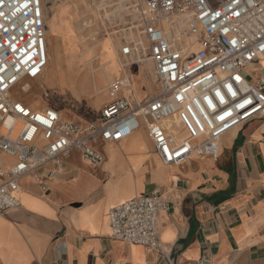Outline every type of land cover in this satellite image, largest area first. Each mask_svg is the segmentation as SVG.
Instances as JSON below:
<instances>
[{
  "label": "built area",
  "instance_id": "obj_1",
  "mask_svg": "<svg viewBox=\"0 0 264 264\" xmlns=\"http://www.w3.org/2000/svg\"><path fill=\"white\" fill-rule=\"evenodd\" d=\"M97 3L106 8L109 1ZM110 14L102 33L119 42L126 60L151 61L159 92L136 103L119 97L123 86L115 83L99 121L81 125L15 97L49 63L44 2L0 0V156L14 161H0V216L20 207L14 191L22 177L32 176L46 191L41 170L53 164L49 176L61 174L73 151L98 168L105 162L100 146L145 126L162 162L182 166L217 159L228 134L264 118V0H131L123 13ZM169 208L160 188L113 207L112 238L164 255L161 214ZM166 261L176 264L170 256Z\"/></svg>",
  "mask_w": 264,
  "mask_h": 264
},
{
  "label": "crops",
  "instance_id": "obj_2",
  "mask_svg": "<svg viewBox=\"0 0 264 264\" xmlns=\"http://www.w3.org/2000/svg\"><path fill=\"white\" fill-rule=\"evenodd\" d=\"M110 39L117 57L126 60L119 42ZM126 61V72L109 80L101 73L78 79L66 63L58 67L52 60L50 70L34 81L47 99L67 103L47 107L66 121L88 125L98 122L100 111L112 102L110 86L115 83L123 86L119 97L136 103L158 94L157 81L148 79L157 88L152 95L139 63L137 68ZM259 67L264 70V58ZM86 81L88 86H81ZM83 107L92 113H84ZM100 149L105 162L98 168L77 151L64 161L61 174L49 176L53 164L43 168L46 191L32 176L21 178L14 191L20 207L0 216V264H168L166 256L176 264H199L202 259L209 264H264V118L226 137L217 159H193L182 166L162 162L145 126ZM155 188L170 202L161 214L164 255L111 236L109 211Z\"/></svg>",
  "mask_w": 264,
  "mask_h": 264
},
{
  "label": "rangeland",
  "instance_id": "obj_3",
  "mask_svg": "<svg viewBox=\"0 0 264 264\" xmlns=\"http://www.w3.org/2000/svg\"><path fill=\"white\" fill-rule=\"evenodd\" d=\"M109 3L104 7H100L97 3V0H43L44 2V10H45V18L47 19V41H48V49L49 55L51 56V42L56 37L65 38L64 43H61L63 60L58 62V67L62 66L63 63H66L68 68L72 69V73L78 78L81 79L86 75L91 74L90 65H85V60L87 55L84 53L85 46H92V51L90 52L92 55H96L95 61L93 62L96 69L103 64L102 59L100 58L99 52L102 51L104 47H113V45H109V37L105 38V34L102 33L103 25L102 22H105L110 19L111 12L118 15L123 13L126 10V6L131 2V0H108ZM122 4V5H120ZM58 7V8H57ZM119 11H118V10ZM58 10V12H57ZM57 16V26L58 31L55 33L52 28V15ZM50 16V17H49ZM59 19V20H58ZM116 23V22H115ZM52 33V34H51ZM84 42V43H82ZM189 42V41H187ZM82 43V44H81ZM190 44V42H189ZM132 61V60H131ZM146 68L149 69L148 79L152 81L153 84H156V74L154 71V67L151 61L144 62ZM143 63V65H144ZM57 64V62H56ZM143 65H139V72L142 75ZM137 67V65H136ZM138 68V67H137ZM99 74V71H97ZM143 77V75H142ZM29 82L32 85H36V90L34 89V93L25 94L20 91V89L15 91V97L20 98L27 102L28 104H33L36 99H43L45 97V91L41 92L40 83L37 81ZM148 90L151 91L152 95L156 93V86H148ZM41 93V94H40ZM51 95V94H50ZM54 96H50L48 102L40 108H45L49 104L54 105L55 102L58 104H65L66 102L60 98H52ZM104 97H100V100ZM46 99V98H44ZM67 104V103H66ZM39 109V108H38ZM91 113L92 111L89 110ZM88 109L83 107V112L87 114H91ZM138 139H141L142 132H139ZM231 134H228L226 137H231ZM225 137V138H226ZM107 156H110L109 151H105ZM5 161V160H4Z\"/></svg>",
  "mask_w": 264,
  "mask_h": 264
},
{
  "label": "bare ground",
  "instance_id": "obj_4",
  "mask_svg": "<svg viewBox=\"0 0 264 264\" xmlns=\"http://www.w3.org/2000/svg\"><path fill=\"white\" fill-rule=\"evenodd\" d=\"M58 8V7H57ZM58 12V10H57ZM50 17V16H49ZM52 28L51 30H53V32H57L58 31V26H57V16L52 15ZM46 19V18H45ZM59 20V19H58ZM177 22H179L178 24L180 25H183V22L177 20ZM46 24H47V19H46ZM167 24V23H166ZM168 25V24H167ZM167 25H165L167 27ZM46 30H47V26H46ZM52 34V33H51ZM176 36L177 38H180L178 32L176 33ZM110 39V38H109ZM109 45H113L112 49L111 47H104L102 48V51L99 52L98 55H100V58L102 59L103 61V64H101L100 67H98V69H96V67L94 66L93 62L95 61V57L96 55H92L90 52L92 51V46H85L84 47V53L87 55L86 57V60H85V65H90V69H91V74L90 76L93 78V76L95 77L97 75V71H99V74L101 73V75H103L104 77L108 78L110 80V76L111 75H117L119 76L121 74V72H126V66L129 65V61H126V60H121L120 58L117 57V51H115V46H114V43H113V40L110 39L109 41ZM84 43V42H82ZM81 43V44H82ZM51 46L53 47V52H54V57H52V55L50 56L49 55V63H48V66L46 67L45 69V72L44 73H47L49 70H50V63L52 60L55 61V64L57 62V66H58V62H60L61 60H63V54H62V47H61V42L59 40V38L55 37L53 39V41L51 42ZM126 61V62H125ZM144 62H147L146 60L144 61H140V62H133L131 64H133V66L135 65H143ZM142 68V75H143V78H145V81H144V84L148 87L152 86L150 83H149V80H148V75H149V72L151 71H148L149 69L146 68L145 65H143ZM70 72L72 73V69L69 68ZM88 78V77H87ZM121 78V77H120ZM83 80V79H82ZM127 85H129V82H127ZM144 85V86H145ZM81 86H88V82L86 81V84H81ZM20 87H23V89L26 91L25 94H31V93H34V89L36 88V85H32L29 81H25L23 84L20 85ZM35 87V88H34ZM134 88V87H133ZM20 89V88H19ZM36 90V89H35ZM133 90V89H132ZM97 93H96V96L98 94H100V91L98 89H96ZM35 94V93H34ZM46 98V96L44 97ZM36 99V101L33 103V104H29L32 108L34 109H38L40 108L43 103H47L48 102V99ZM20 129V125L17 126L15 132L13 133V136L15 137L18 133ZM145 129V128H144ZM8 129H7V126H5L3 128V131L6 132ZM236 131H233L231 132L232 134L235 133ZM230 133V134H231ZM177 137L178 139H181V135L180 133L177 132ZM150 141V140H149ZM152 146V145H151ZM145 151V150H144ZM0 161H4V159H0ZM173 178V177H172ZM136 183V182H135ZM136 192V191H135Z\"/></svg>",
  "mask_w": 264,
  "mask_h": 264
}]
</instances>
